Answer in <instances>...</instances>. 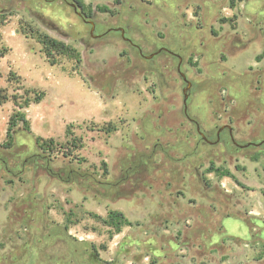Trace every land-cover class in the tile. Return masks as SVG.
<instances>
[{
    "label": "rangeland",
    "instance_id": "1",
    "mask_svg": "<svg viewBox=\"0 0 264 264\" xmlns=\"http://www.w3.org/2000/svg\"><path fill=\"white\" fill-rule=\"evenodd\" d=\"M80 1L130 43L60 1L0 0V264H264V146L223 129L196 152L225 125L264 141V0ZM37 32L82 62L52 66Z\"/></svg>",
    "mask_w": 264,
    "mask_h": 264
},
{
    "label": "trees",
    "instance_id": "2",
    "mask_svg": "<svg viewBox=\"0 0 264 264\" xmlns=\"http://www.w3.org/2000/svg\"><path fill=\"white\" fill-rule=\"evenodd\" d=\"M1 25V23H0ZM24 35L27 36L26 32H22ZM37 37L39 39V42L43 45V53L46 55L48 61L52 66H55L58 64V57L59 56H67L70 58H75L80 64L82 62L81 55L77 52L76 49L66 45L65 43L58 41L56 39L51 38L47 34H44L42 32H37ZM2 42V36L0 33V44ZM7 48H2L0 50V58L5 57V55L8 53ZM261 58V57H260ZM0 78H1V72H0ZM4 90L0 89V105L6 103L8 101L7 95L3 94ZM45 93L44 92H39L37 93L36 97L34 98V103H39L42 101L44 98ZM30 100L27 101L26 106L30 104ZM19 123H23L24 126L26 127V130L28 129V121L26 119V116L24 113L18 112L17 114L14 115V117L11 118L9 122V127L7 131V138H8V145L6 146L9 148L10 142L13 140V132L15 128L19 125ZM116 129H113V131ZM109 132V131H108ZM111 132V131H110ZM41 139H38V143L40 142ZM50 143L53 144V141H50ZM227 173L226 175H228ZM106 224L110 226H114L116 228V233H120L122 230V227L124 226H132L133 223L130 222L123 213L121 212H115L112 211L108 215V219H105L104 221Z\"/></svg>",
    "mask_w": 264,
    "mask_h": 264
},
{
    "label": "flooded vegetation",
    "instance_id": "3",
    "mask_svg": "<svg viewBox=\"0 0 264 264\" xmlns=\"http://www.w3.org/2000/svg\"><path fill=\"white\" fill-rule=\"evenodd\" d=\"M44 3H52V2H57L60 1L61 3L65 4L67 7L71 8L73 10V12L81 19L82 23L87 26L89 28V34L94 37V38H102L104 36H107L108 33L110 32H116V33H119L120 37H123V39L125 41H127L128 43H130L124 36H122V29L120 27H110V26H107L104 28V31L102 33H99L97 31V26L96 24L94 23L93 19H92V16L90 13L92 12H89L87 9H85V7L83 6V4L81 3L80 0H42ZM93 8H90V11H92ZM158 51H156L154 54L152 55H155ZM160 52H166V49L165 48H161L160 49ZM167 53L171 56H177L179 57L180 55L176 52L175 50V53H171V52H168ZM151 57V55H150ZM152 58V57H151ZM195 124L196 122L193 121ZM197 126V124H196ZM226 126V130H228V133H229V137L227 139H225V144L227 145V147H230L231 144L234 145L236 147L237 150L239 149H243V145H240L239 143H237L234 139V135H233V129L231 127L228 128L227 126L229 125H225ZM223 126V127H225ZM198 131V130H197ZM199 133V139L197 140L196 142V147L198 148V150L196 152H199V149H200V145L202 143H207L209 145H217L219 142H220V128L217 129L215 131V137L214 139H208L205 135L201 134L200 132Z\"/></svg>",
    "mask_w": 264,
    "mask_h": 264
},
{
    "label": "water",
    "instance_id": "4",
    "mask_svg": "<svg viewBox=\"0 0 264 264\" xmlns=\"http://www.w3.org/2000/svg\"><path fill=\"white\" fill-rule=\"evenodd\" d=\"M127 40H128V39H127ZM128 41L130 42V40H128ZM153 56H154V55H151V57H153ZM178 70L180 71V73H181V75L183 76V78L186 80V77H185L184 72L181 71V61H180L179 65H178ZM188 85L190 86V84H188ZM185 91H186V90H185ZM227 127L231 129L230 126H227ZM225 128H226V126L220 128V131H222V130L225 129ZM259 146H264V141H262V142H258V143H247L246 145H243L242 147H243V148H247V147H254V148H256V147H259Z\"/></svg>",
    "mask_w": 264,
    "mask_h": 264
}]
</instances>
